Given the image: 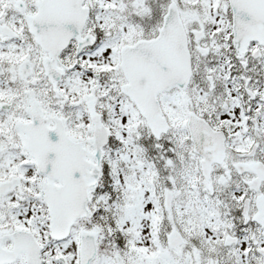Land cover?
Listing matches in <instances>:
<instances>
[{"label":"snow or ice","instance_id":"6c2138e0","mask_svg":"<svg viewBox=\"0 0 264 264\" xmlns=\"http://www.w3.org/2000/svg\"><path fill=\"white\" fill-rule=\"evenodd\" d=\"M0 264H264V0H0Z\"/></svg>","mask_w":264,"mask_h":264}]
</instances>
